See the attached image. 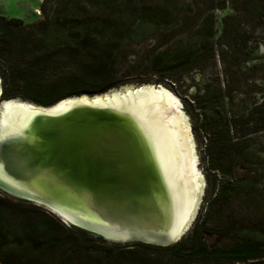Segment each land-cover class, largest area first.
Instances as JSON below:
<instances>
[{
  "label": "trees",
  "instance_id": "16d2710c",
  "mask_svg": "<svg viewBox=\"0 0 264 264\" xmlns=\"http://www.w3.org/2000/svg\"><path fill=\"white\" fill-rule=\"evenodd\" d=\"M242 6L256 23L264 0H244ZM132 10L133 17L124 26H116L109 18L80 21L58 14L26 24L18 18L0 15L1 97H17L47 106L67 96L99 94L127 83L129 78L117 75L114 55L123 46L140 43L154 33L171 29L174 33L180 25L174 14L147 13L135 5ZM240 29L235 27L231 35L242 38ZM97 35L108 36L101 47L92 46V38ZM175 38L172 37L173 50L154 53L143 66L144 72L154 74L156 82L170 86L183 73L199 68L207 57H214V46L201 30H196L195 41L190 38L189 43ZM60 55L65 58L59 61ZM74 55L79 57L72 59ZM59 69L63 71L47 76ZM229 103L226 94L218 91L194 102L199 112L196 127L211 140L203 147V160L213 171L219 167L213 163V150L217 154L233 149L251 152L244 150L241 143V147L231 149L234 143L228 140L230 136L222 134L220 128L231 119L236 121L225 115ZM263 106L264 103L253 107L248 104L246 113L252 116L263 111L264 116ZM226 191L216 184L214 195L221 196ZM212 235L215 239L209 242ZM227 238L232 240L227 245L215 242ZM0 264H264V224L244 235L231 226L211 225L205 212L177 243H120L65 223L40 205L0 191Z\"/></svg>",
  "mask_w": 264,
  "mask_h": 264
},
{
  "label": "rangeland",
  "instance_id": "374dc122",
  "mask_svg": "<svg viewBox=\"0 0 264 264\" xmlns=\"http://www.w3.org/2000/svg\"><path fill=\"white\" fill-rule=\"evenodd\" d=\"M243 1L0 0V15L18 18L26 24L37 23L58 14L80 21L109 18L116 26H124L133 17L134 5L147 13L159 11L168 16L177 15L180 25L174 33L172 29L154 33L140 43L123 46L114 55L117 75L130 79L122 85L159 83L154 80L152 72H144L143 66L154 53L163 49L173 50L175 41H172V37L189 43L190 38L195 41L196 30H201L204 37H208L209 43L214 46V57H207L200 63L199 68L183 73L174 85L160 83L177 98V107L188 117L197 155L196 166L204 178L193 219L185 233L174 243L180 241L205 212L208 213L211 225L231 226L241 230L244 235L251 228L264 224V116L263 111L249 116L246 113L249 109L245 107L248 104L253 107L264 103V9L256 18V23H253L252 14L249 15L242 9ZM235 27L241 28L240 34L243 31L242 38L231 35L232 30L235 32ZM103 35L92 38L93 47H101L108 40V36L102 37ZM63 57L65 58L60 55L57 59L60 61ZM76 57L79 56L74 55L72 59ZM61 71L63 70L59 69L53 74L47 73V76H55ZM0 87L2 90L1 74ZM217 91L226 94L230 101L225 114L228 120L230 117L236 119L235 122L231 119L226 126L220 128L222 134L230 136L228 140L234 143L231 149L237 145L241 147V143L244 150L251 152L233 149L217 154L215 149L213 163L220 168L213 171L207 166L208 162L206 164L203 160V147L210 144L211 140L196 127L199 112L194 108V102L196 98L202 101L209 93ZM230 180L233 182L230 183ZM216 184L218 188L223 186L226 193L215 196ZM0 191L4 192L1 188ZM214 239L215 236L212 235L208 241L213 242ZM230 240L227 238L215 242L218 245H227Z\"/></svg>",
  "mask_w": 264,
  "mask_h": 264
},
{
  "label": "water",
  "instance_id": "95a60500",
  "mask_svg": "<svg viewBox=\"0 0 264 264\" xmlns=\"http://www.w3.org/2000/svg\"><path fill=\"white\" fill-rule=\"evenodd\" d=\"M1 91L0 87V103L8 100L1 97ZM1 106L0 114L4 111ZM133 123L126 113L80 102L59 114L39 112L29 125L24 124L14 132L2 135L0 129L2 171L29 183L37 191L39 187L31 180L52 173L68 187V194H74L77 202L85 198L90 209L107 219L104 223L93 222L60 208L78 222L63 220L65 223L114 242L170 245L188 227L179 229V235L172 232L176 224L171 193L155 154ZM151 159L159 171L149 167ZM0 188L27 201L54 203L42 190L41 194L18 192L1 178ZM154 226L160 229H153Z\"/></svg>",
  "mask_w": 264,
  "mask_h": 264
},
{
  "label": "bare ground",
  "instance_id": "6f19581e",
  "mask_svg": "<svg viewBox=\"0 0 264 264\" xmlns=\"http://www.w3.org/2000/svg\"><path fill=\"white\" fill-rule=\"evenodd\" d=\"M81 95V97L80 95L67 96L47 106L17 97L6 99L7 101L1 102L3 104L0 103L4 110L0 114L1 134L14 132L24 124L29 125L39 112L59 114L68 109L71 104L78 102L110 108L130 115L135 122L134 126H138L139 132L156 156L175 208L173 222L176 225L172 226V232L174 235H179V229L186 228L193 219V211L198 194L203 188L204 178L196 166L197 155L188 117L181 108L177 107V98L165 86L155 87L147 83L135 86L126 84L121 85V88L117 86L99 94ZM152 161L151 159L149 167L153 171H159ZM0 178L18 192L28 190L31 193L41 194L39 190H42L54 203L49 204L38 199L32 201L45 206L67 221L78 223L73 216L60 208L77 212L83 218L93 222L107 221L105 217H99L94 210L90 209L85 198L77 202L74 194H68V187L52 173L43 174L31 180L33 185L39 187L38 191L31 188L29 183L16 180L2 171V163H0ZM153 229L160 228L154 226Z\"/></svg>",
  "mask_w": 264,
  "mask_h": 264
}]
</instances>
